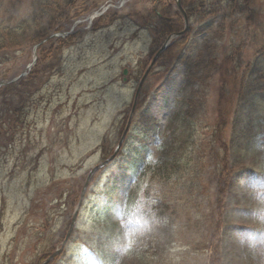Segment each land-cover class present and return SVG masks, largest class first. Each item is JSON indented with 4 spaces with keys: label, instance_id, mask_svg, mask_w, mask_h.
Returning <instances> with one entry per match:
<instances>
[{
    "label": "rangeland",
    "instance_id": "1",
    "mask_svg": "<svg viewBox=\"0 0 264 264\" xmlns=\"http://www.w3.org/2000/svg\"><path fill=\"white\" fill-rule=\"evenodd\" d=\"M43 1L0 0V18L43 10ZM52 1L62 3L61 10L53 4L63 32L55 36L63 39L71 32V43L51 48L43 42L11 52L0 63V82L26 72L8 84L13 88L6 94L11 99L19 93L17 101L28 105L23 127L0 138V264H94V249L106 231L114 232L115 224L147 199L148 209L157 199L168 200L170 210H152L174 209L176 227L163 234L141 226L129 236L128 254L150 264H209V241L203 239L207 233L197 227L198 218L208 212L205 200L195 195L209 197L206 185L217 145L212 142L214 124L218 115L231 121L241 83L229 78L225 92L216 60V69L203 67L194 75L179 56L187 47L192 60L202 54L220 61L243 44L239 60L246 66L264 46V0L254 4V21L243 18L241 28L232 26L231 32L206 33L190 23L187 44L157 59L139 91L153 57L173 34L160 37L157 29L165 21H172L168 27L184 28L176 0ZM190 105L193 132L184 128ZM142 126L160 129V136L176 132L180 140L175 150L185 157L198 155L204 167L178 183L153 176V161L161 150ZM133 156L138 161L131 167ZM98 165L81 199L87 177Z\"/></svg>",
    "mask_w": 264,
    "mask_h": 264
},
{
    "label": "trees",
    "instance_id": "2",
    "mask_svg": "<svg viewBox=\"0 0 264 264\" xmlns=\"http://www.w3.org/2000/svg\"><path fill=\"white\" fill-rule=\"evenodd\" d=\"M256 1L182 0V4L191 18L192 26L200 25L206 33L212 30L227 33L233 30L232 26L240 27L241 23L238 25V22L243 18L247 23L254 21ZM41 3L45 6L43 10L34 9L20 16L0 18V63L7 60L11 52L31 47L62 31L59 25L60 15L53 14V4L57 10H61L62 3L52 0H44ZM169 23L172 24V21L163 22L157 29L160 37L166 36L167 32L171 34L183 29L181 26L168 27ZM71 36L70 34L63 39L51 38L47 43L51 48L57 43L59 46L70 44ZM187 38L189 33L178 38L160 57L168 54L172 47L180 44L185 46ZM242 45L233 47L232 53L225 55L220 61L216 57L206 59L202 54L197 60H192L186 51L187 47L179 56L188 73L194 75L203 67H209L212 71L216 69L213 59L216 60L223 72L220 78L221 88L225 92L229 91V78H237L241 83L238 107L231 121L229 122L230 118L226 115H218L214 124L212 142L217 145L213 148L214 166L211 180L206 185L209 197L204 199L202 192L195 195L202 198V201L205 200L204 212H208L198 218L197 227L207 233L203 239L209 241V264H264V46L258 49L250 63L241 67L239 58ZM7 88L12 89L13 85L2 86L1 90L5 96L0 97V138L11 130L15 132L17 127L22 128L23 117L28 111L25 101H17L19 93H14L11 99L8 98ZM25 93L24 91L23 94ZM193 107L190 105L184 113V128L191 129L190 109ZM228 126L231 127L230 133L227 132ZM142 130L149 137H156L155 142L157 141L161 150V155L153 161V176L161 174L164 178L178 183L182 181L181 178L189 177L204 167L198 155L191 153L194 158L185 157L181 150H175L176 142L180 140L176 132H171L169 136L164 133L160 136V129L156 127L143 126ZM182 130L181 135L186 131ZM191 131L193 132L192 129ZM137 161L138 157L133 156L129 161L130 166L133 167ZM147 200L129 212L124 222L116 223V231H106L107 236H103L98 244L100 246L94 249V264H150L146 259L128 254L126 244L129 236L136 234L141 226L170 234L176 227L177 213L174 209L166 212L171 208L168 200L157 199L151 202L150 209L146 207ZM161 206L167 209L160 213L152 210ZM184 223L185 226H190V222ZM205 223H208V226L205 227ZM159 241L165 243V238Z\"/></svg>",
    "mask_w": 264,
    "mask_h": 264
},
{
    "label": "water",
    "instance_id": "3",
    "mask_svg": "<svg viewBox=\"0 0 264 264\" xmlns=\"http://www.w3.org/2000/svg\"><path fill=\"white\" fill-rule=\"evenodd\" d=\"M180 1H181V0H177V4H178V7L180 8V10L182 11V13H183V15H184V17H185V22H186L185 29H184L183 31L179 32V33H176V34H174V35L169 36V38L167 39V41L164 43V45L160 48V50L157 52V54H156L155 57L153 58V60H152V62H151V64H150V66L148 67V69H147V71H146L144 77L142 78V80H141V82H140V84H139L138 91L140 90V88H141V86H142V84H143V82H144V79H145L146 76L148 75V73H149L151 67L154 65V63H155L156 59L158 58V56H159L163 51H165V50L167 49V47H169V46L171 45V43H172L171 40H172L174 37H177V36H180V35L184 34V33L188 30V18H187L186 12L184 11V9H183L182 6H181ZM124 73L126 74L127 71L125 70ZM1 84H5V82H2ZM1 84H0V85H1ZM128 128H129V125H128V126L126 127V129H125L124 134H123V136H122V138H121V141H120L119 145L121 144V142H122V140H123L125 134L127 133ZM100 166H102V165H99V166L95 167V168L90 172V174H89V176H88V178H87V180H86V184H85V186H84V188H83L81 199H82V197H83V195H84L85 189H86V187H87V185H88V183H89V180H90L92 174H93V173H94V172H95ZM74 219H75V218H74ZM74 223H75V220H72V227L74 226ZM44 264H45V263H44Z\"/></svg>",
    "mask_w": 264,
    "mask_h": 264
}]
</instances>
